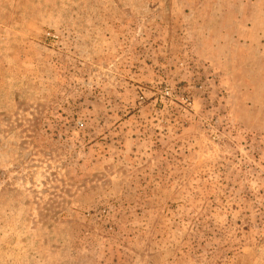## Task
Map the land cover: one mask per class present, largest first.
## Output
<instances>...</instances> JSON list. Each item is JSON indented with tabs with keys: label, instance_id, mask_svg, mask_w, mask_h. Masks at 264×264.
<instances>
[{
	"label": "rangeland",
	"instance_id": "rangeland-1",
	"mask_svg": "<svg viewBox=\"0 0 264 264\" xmlns=\"http://www.w3.org/2000/svg\"><path fill=\"white\" fill-rule=\"evenodd\" d=\"M0 264H264V0H0Z\"/></svg>",
	"mask_w": 264,
	"mask_h": 264
}]
</instances>
